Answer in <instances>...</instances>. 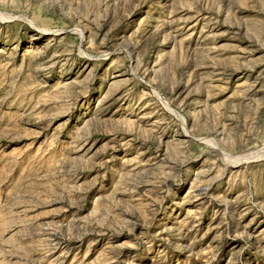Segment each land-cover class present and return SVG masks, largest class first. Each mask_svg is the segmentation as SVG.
<instances>
[{"label": "rangeland", "instance_id": "374dc122", "mask_svg": "<svg viewBox=\"0 0 264 264\" xmlns=\"http://www.w3.org/2000/svg\"><path fill=\"white\" fill-rule=\"evenodd\" d=\"M0 264H264V0H0Z\"/></svg>", "mask_w": 264, "mask_h": 264}, {"label": "bare ground", "instance_id": "6f19581e", "mask_svg": "<svg viewBox=\"0 0 264 264\" xmlns=\"http://www.w3.org/2000/svg\"><path fill=\"white\" fill-rule=\"evenodd\" d=\"M250 158V157H249ZM252 159V158H251ZM248 162H251V160L250 159H246V158H244V159H242V160H238V161H236V162H234L233 163V165L235 164V165H239V164H242V163H248ZM228 163V162H227ZM230 164V163H229Z\"/></svg>", "mask_w": 264, "mask_h": 264}]
</instances>
